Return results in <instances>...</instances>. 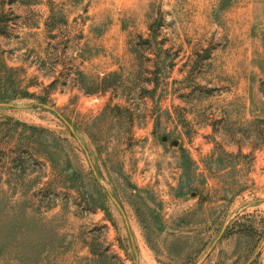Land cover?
Masks as SVG:
<instances>
[{
  "label": "rangeland",
  "instance_id": "rangeland-1",
  "mask_svg": "<svg viewBox=\"0 0 264 264\" xmlns=\"http://www.w3.org/2000/svg\"><path fill=\"white\" fill-rule=\"evenodd\" d=\"M0 264H264V0H0Z\"/></svg>",
  "mask_w": 264,
  "mask_h": 264
}]
</instances>
